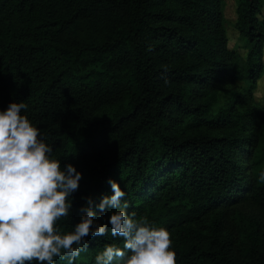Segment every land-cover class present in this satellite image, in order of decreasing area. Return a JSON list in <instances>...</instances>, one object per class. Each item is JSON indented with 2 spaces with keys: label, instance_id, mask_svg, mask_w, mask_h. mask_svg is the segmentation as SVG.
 I'll use <instances>...</instances> for the list:
<instances>
[{
  "label": "trees",
  "instance_id": "trees-1",
  "mask_svg": "<svg viewBox=\"0 0 264 264\" xmlns=\"http://www.w3.org/2000/svg\"><path fill=\"white\" fill-rule=\"evenodd\" d=\"M222 1L0 0V111L27 104L50 155L82 173L62 234L115 180L129 215L171 233L177 264H264V0H238L245 54ZM112 211L97 209L108 231L73 264L123 248Z\"/></svg>",
  "mask_w": 264,
  "mask_h": 264
},
{
  "label": "clouds",
  "instance_id": "clouds-1",
  "mask_svg": "<svg viewBox=\"0 0 264 264\" xmlns=\"http://www.w3.org/2000/svg\"><path fill=\"white\" fill-rule=\"evenodd\" d=\"M27 107L13 102L0 111V264H55L57 257L73 264L89 247L86 237L107 233V225L93 227L97 209L106 208L113 210L111 235L124 244L107 245L96 255V264H177L171 233L153 227L147 217L129 215L128 202L122 203L125 192L115 180L108 181L113 194L98 205L88 197L80 222L62 234L58 221L70 215L82 173L71 163L62 167L50 155L53 148L21 114Z\"/></svg>",
  "mask_w": 264,
  "mask_h": 264
},
{
  "label": "rangeland",
  "instance_id": "rangeland-1",
  "mask_svg": "<svg viewBox=\"0 0 264 264\" xmlns=\"http://www.w3.org/2000/svg\"><path fill=\"white\" fill-rule=\"evenodd\" d=\"M238 0H223L222 10L226 23V29L229 35V47L236 49L241 54H245L247 45L245 38L236 28ZM264 17V8L261 18ZM256 98L264 104V77L260 80L259 89ZM261 173H264V123L261 127L260 144L254 153L253 174L258 182L264 184L260 179Z\"/></svg>",
  "mask_w": 264,
  "mask_h": 264
}]
</instances>
